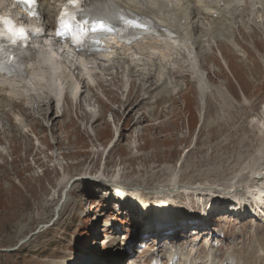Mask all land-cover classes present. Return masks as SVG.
<instances>
[{
  "label": "rangeland",
  "instance_id": "obj_1",
  "mask_svg": "<svg viewBox=\"0 0 264 264\" xmlns=\"http://www.w3.org/2000/svg\"><path fill=\"white\" fill-rule=\"evenodd\" d=\"M185 2L192 6L194 0ZM220 5L226 10L219 15L193 20L198 28L192 39L203 43L195 48L194 58L204 91L190 67L180 69L183 51H171L166 69L180 71L154 77V84L165 82L169 91L151 97L162 103L140 122L135 120L138 108L129 115L149 84H144L147 67L139 63L140 68L132 70L121 47L100 62L63 55L52 45L72 81L83 77L92 87L89 91L80 86L68 108L59 98L45 116L39 105L32 109L19 97L14 101L22 106L15 109L0 103L9 114L0 112V264H153L155 250L161 256L170 247L180 256L192 253L190 264L201 261L200 253L208 250L216 251V264L225 259L227 264H262L258 256L264 253V218L255 214L264 205V193L262 201L258 196L246 203L254 213L245 222L226 206L203 223L210 212L203 213L200 205L208 200L182 196L175 214L187 228L179 222L169 230L152 217L139 224L117 206L119 191L88 182L103 171L100 178L130 192L160 187L172 175L179 176L180 185L221 186L236 176L233 182L242 174L252 175L259 165L264 169V129L260 132L256 126H264V0H221ZM186 16L193 17L189 12ZM118 70L120 78L109 81L108 75ZM58 77L52 76V82ZM99 81L105 88H98ZM131 81L129 97L136 100L128 106L125 92ZM71 88L65 81L57 87L58 94L74 98L77 93ZM0 94L8 98L6 92ZM80 95L82 108L77 109ZM261 188L264 180L249 190ZM205 196L214 197L201 198Z\"/></svg>",
  "mask_w": 264,
  "mask_h": 264
},
{
  "label": "bare ground",
  "instance_id": "obj_2",
  "mask_svg": "<svg viewBox=\"0 0 264 264\" xmlns=\"http://www.w3.org/2000/svg\"><path fill=\"white\" fill-rule=\"evenodd\" d=\"M95 1L99 5L105 6L113 11L124 12L130 16L139 17L151 23L158 29L155 35L146 36L140 41H136L132 43L128 47L122 46L123 55L126 60V63L133 65L132 70H134L135 68L137 69L139 67V63L146 64L145 66L147 67V69L145 72L146 77H144L145 78L144 84L149 83L148 85L145 86V90L143 91L144 97L140 100L138 105L132 107L129 116H131L133 112L137 113V108H138L139 116L135 120H138L140 122L142 120L141 118L143 117V115L148 114L149 111L154 110L155 107L159 106L162 103V100H158V99L152 101L151 97L156 94L161 95L159 94V92L168 89L164 93H162L165 94L169 91V88L167 87L165 82L161 83L160 85H156L152 81L154 80V77L160 79V77H164L166 74L168 75V77L178 75L177 73L180 70L172 71L170 70V68L166 69V64H168L169 63L168 61L170 60L169 53L171 51H175V52H177L178 50L183 51V54H185V56H183L184 65H182L180 69L183 67L184 68L190 67L189 69L191 70L190 72L192 76H194V78H196L197 81L199 82L200 91L201 92L204 91V84L200 79L201 76L199 77L200 74L199 68L196 66L197 63L194 58L195 57L194 50H196L197 48L201 49L200 43L202 41L199 42L198 38L192 39V33H194V31H196V29L198 28L196 26L197 22L194 23L193 20L195 19L196 21V18L198 16H215L224 12L226 8L220 5L221 0H210V2L207 3H202V0H194L192 6L188 5V3L185 2V0H138L137 2L132 0H95ZM65 2L66 0H40V9L44 17L43 25L45 26L46 29L52 28L53 25L52 18L56 17L60 7ZM2 10L4 11L6 9H2ZM188 12L193 17H187L186 14ZM110 42H114V40H111ZM112 52L107 55H99V56L101 58L108 59L112 54ZM39 58H41L42 61L41 62H39L38 60L32 61L31 64L29 65V71L27 72V74H24L22 78L7 79L4 76H0V93L6 92V94H8V98L6 97L7 95L0 94V100H1L0 103L1 102L6 103L9 107L15 109V107L17 108L22 106L21 104H18L16 103V101H14L15 97H19L21 98V102H28V104H31V106H33L32 109L34 108V106L39 105L38 108H40V112H42L43 115L46 116L47 112L49 110H52V105L59 101L58 96L60 95L58 94L59 91L57 90V87L58 86L62 87L65 81H68V84H70L73 87V89L71 88L72 89L71 91L74 90L73 92L77 93L74 96H72L74 98H71L68 95L63 96V101L67 108L70 107V103H72V99L76 100V96L79 93L78 88L80 86H81V90L87 89L89 91L90 90L92 91V87H90L89 83L86 81L85 78L77 76L76 82H73L72 77L70 76V72L64 70L62 73H60L59 69L61 68L60 67L61 64L59 63V61H54L52 58H46V55L44 53L40 54ZM48 65H50L49 67L53 71H59V73L62 74L58 77V80L55 82H52L53 74L49 75L48 73H46V68ZM104 70L108 74L109 69H104ZM121 74L122 73L120 72V70H118L114 75H108L110 76L109 81L114 82L118 80ZM128 75L131 78L134 77L132 76L131 73H129ZM179 77L186 78V75L180 74ZM163 81H165V79ZM104 84L99 81L98 88L99 89L105 88ZM133 85L134 82L131 81L129 83L130 89L125 92L126 93L125 101H129L127 103L128 106L134 104L136 100V97L134 98L129 97L130 90L132 88L131 86ZM52 87L55 88L54 91L50 90ZM93 90H95V88ZM102 91L106 93V89ZM139 91L140 90H137V92ZM51 93L54 94V96H52ZM81 96L82 95H80L77 101L75 102L76 105L75 107L77 109L82 108ZM95 96L96 95L94 94L93 97ZM150 100L152 102H150ZM147 107H149L148 108L149 110H147ZM0 112L5 113V115L9 117L8 112L5 111L4 108L2 109V106L0 107ZM21 112L24 113L23 110ZM64 112L65 111L61 112L60 116L57 117L62 118L64 116ZM262 117L264 119V112L262 114ZM143 120L146 121V119ZM96 121L94 123H96ZM148 121L151 122V118ZM259 123L255 125L258 126L260 132H262L264 126L263 127L262 125L260 126ZM58 124L59 123L55 121L54 126H58ZM262 147L264 146H261L260 148ZM259 160H261L260 157ZM256 164L254 165L251 164V165H253L255 168ZM259 167L261 169L260 165ZM260 169L257 167L258 171L253 172L252 170L253 172L252 175L251 172L250 173L248 172L249 175H251L250 178L248 177L249 175H246L247 177L244 176L242 177L243 175L242 174L240 175L241 177H239L236 182H233V180L236 177H238V176L236 177L234 176L235 178L233 177L234 179H232V182H228V183L226 182L221 186H210V185L206 186L199 184L195 186H190L191 184L180 185L179 176L172 175L170 180L166 184L160 185V187H154V188L138 187L137 190L133 192H130L128 189L122 188L116 182L108 183L107 181H104L103 178H100L104 176L103 171L99 173L100 174L99 177L94 176L92 180L91 178L88 179L86 176H81V179L83 181L88 179L89 180L88 182L91 183L95 182L100 185L108 186L109 191L110 189L119 191L117 192L118 194L116 195V198L121 199V201H126L127 198L129 199L132 198L130 200L131 203H133L132 204L133 209L127 207L125 208L128 209V212L133 216L136 222L137 221L139 222V224L145 222L146 217L147 219L152 217L153 222L157 221L158 224H163L166 227H170L169 230H172V228L175 227L174 225L179 224V222L182 223L184 226L187 223L182 218H176L179 215L175 214L176 204L180 199H182L181 198L182 196H188V197L196 196L198 200L200 199H204L205 201L208 200L207 203L203 202L200 205L201 208H205L203 210V213L210 212L209 214L206 215L205 217L206 220L203 219V223L205 222L207 223V221L210 222L213 213L219 212L222 209H226L225 205L234 206L235 208H231V212L232 213L235 212L236 215L241 217V222H245V220H247V218H249L250 215L252 216V214L254 213V211L252 213L250 212V209L246 207V203H248L249 200L253 202L255 200V197L258 196L260 197L261 194L264 193L263 188L256 189L255 191L249 190V188L256 187L260 181L264 180V169L261 170ZM249 170H251V168H249ZM205 194L210 196L213 195L214 197L206 198L205 196L201 198V196H204ZM135 197H137L138 200L136 199L134 202H132V200ZM261 197L258 198V200L262 201L263 198L261 199ZM158 198L165 201L159 203L156 200ZM242 202H245V204L243 205ZM257 202L258 201H256V204ZM253 203L250 202L251 205ZM134 205L138 208L134 207ZM154 206L156 207V212H152L150 214L151 216H145L148 215L149 213L148 209ZM188 206L192 207V205H188ZM208 207L211 211H207ZM252 207L254 208V205ZM258 208H260V211L257 210L258 214L255 215L262 219L264 218V205L262 204V206ZM187 210L188 208H186V211ZM192 215H196V212L192 211ZM185 228L187 227L185 226ZM185 228L184 230H187ZM154 231H157L155 232L157 234L159 233V230L157 229H154ZM212 252H213L212 250L210 251L208 250L207 252H201L200 259L202 260L194 264H216L212 257L213 256ZM159 255H160L159 250L158 249L155 250V253L153 254L154 259H152L154 261V264H190L189 262L192 253H188V254L184 253L183 255L180 256L178 251H174V249L170 247L168 248V251L166 250L163 254H161V256ZM258 257L262 261V264H264V253L260 254ZM229 263L236 264L235 260H233L232 262L230 261ZM221 264H227V259H225Z\"/></svg>",
  "mask_w": 264,
  "mask_h": 264
},
{
  "label": "snow or ice",
  "instance_id": "obj_3",
  "mask_svg": "<svg viewBox=\"0 0 264 264\" xmlns=\"http://www.w3.org/2000/svg\"><path fill=\"white\" fill-rule=\"evenodd\" d=\"M74 2H75V0H74ZM26 3H32V0H26ZM126 23L129 25L138 26L136 24V22H134V21H127ZM93 30L95 31V29H93ZM109 31H111V30L109 29Z\"/></svg>",
  "mask_w": 264,
  "mask_h": 264
}]
</instances>
